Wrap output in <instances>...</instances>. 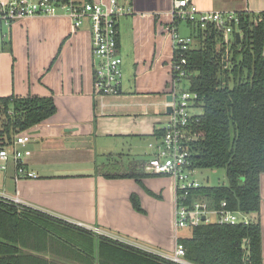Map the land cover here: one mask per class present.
Returning a JSON list of instances; mask_svg holds the SVG:
<instances>
[{
	"label": "crops",
	"instance_id": "0c3cea01",
	"mask_svg": "<svg viewBox=\"0 0 264 264\" xmlns=\"http://www.w3.org/2000/svg\"><path fill=\"white\" fill-rule=\"evenodd\" d=\"M193 1L203 11L264 13V0ZM130 5L132 14L119 20L124 75L119 96L95 97L89 24L76 29L67 16H38L6 30L7 38L0 39V98H52L57 112L32 129L20 162L38 178L17 180L11 163L0 171V192L56 218L171 253L177 243L174 181L110 177L148 175L145 166L154 153L149 143L159 141L156 133L169 119L174 51L167 27L173 0H130ZM133 195L144 212L134 208ZM261 197L260 213L249 218L261 224L264 264V174ZM85 250L86 244L76 243L68 253L61 249L39 256L44 264H87L92 253Z\"/></svg>",
	"mask_w": 264,
	"mask_h": 264
},
{
	"label": "trees",
	"instance_id": "16d2710c",
	"mask_svg": "<svg viewBox=\"0 0 264 264\" xmlns=\"http://www.w3.org/2000/svg\"><path fill=\"white\" fill-rule=\"evenodd\" d=\"M240 16L228 43L212 28L203 31L179 22L194 39L184 54L188 76L181 87L188 86L198 95V122L193 130L199 137L191 144L193 168L225 170L228 182L203 186L191 201H206L213 208L226 201L230 210L250 215L260 213L262 204L264 19L260 22L258 15L245 12ZM56 112L52 98H0V146L9 145L15 135L32 131ZM163 134V129L158 130L157 140ZM146 176L125 173L110 177L140 181ZM132 204L144 212L137 195L132 196ZM186 230L190 235L179 233L178 241L193 264H263L259 221L237 226L214 222ZM76 243L86 244L85 251L92 253L87 264H173L110 238L94 236L46 213L0 200V264H44L39 253L61 249L68 253L66 250ZM45 264L50 263L46 260Z\"/></svg>",
	"mask_w": 264,
	"mask_h": 264
},
{
	"label": "built area",
	"instance_id": "2783aa9c",
	"mask_svg": "<svg viewBox=\"0 0 264 264\" xmlns=\"http://www.w3.org/2000/svg\"><path fill=\"white\" fill-rule=\"evenodd\" d=\"M132 14L130 0H109L107 3L93 0H0V39L7 38L14 22L38 16H67L76 29L89 24L92 35V53L94 58V93L96 98L119 96L123 84V59L119 54V20ZM263 14L259 21H263ZM172 20L167 27L173 42L174 59L172 63L171 93L173 100L169 103L173 111L163 128V137L158 142L149 143L154 152L146 163L145 171L151 176H167L174 181L175 188V230L176 247L171 254L151 250L136 243L114 236L100 227L82 222L64 220L78 228L84 229L97 237L110 238L113 241L134 247L173 264H193L186 259V249L178 241L180 230L202 224L218 223L220 225H249V215L228 208L223 201L219 208H213L208 202L192 200L193 194L203 185L192 180L197 169L193 168L191 144L199 135L193 130L198 99L197 93L181 87L186 79L187 59L184 56L194 42L191 34L181 32L182 23H190L201 30L210 28L224 35L226 43L240 24V13L233 11H203L193 0H173ZM32 139L31 131L15 135L13 141L0 146V171H7L12 163L16 168V179L28 177L37 179L38 175L21 165L24 149ZM0 200L16 207L37 210L20 197H13L0 192ZM48 214V213H46ZM216 220H212L213 218ZM205 218V220H204ZM61 219V218H59Z\"/></svg>",
	"mask_w": 264,
	"mask_h": 264
},
{
	"label": "rangeland",
	"instance_id": "374dc122",
	"mask_svg": "<svg viewBox=\"0 0 264 264\" xmlns=\"http://www.w3.org/2000/svg\"><path fill=\"white\" fill-rule=\"evenodd\" d=\"M186 89L188 88V86H185ZM170 103V102H169ZM201 111V110H199ZM4 172V171H2ZM6 172V171H5ZM192 180H197L198 182H200L203 186H219V185H226L227 182V178H226V171L225 170H209V169H204V170H197L195 171L194 175L191 178ZM212 220H216V218L214 217ZM101 230H103L102 228H100ZM112 232H110L111 234ZM179 233L185 236H189L190 235V231L183 229L181 231H179ZM113 235V234H112ZM116 235V234H115ZM153 249V248H151ZM154 250H156L154 248ZM46 252H44L45 254ZM167 253V252H165ZM172 253V252H171ZM171 253H167V254H171ZM48 254V253H46Z\"/></svg>",
	"mask_w": 264,
	"mask_h": 264
},
{
	"label": "water",
	"instance_id": "95a60500",
	"mask_svg": "<svg viewBox=\"0 0 264 264\" xmlns=\"http://www.w3.org/2000/svg\"><path fill=\"white\" fill-rule=\"evenodd\" d=\"M236 38H237L238 41H240L241 40V34L240 33H237L236 34ZM167 100L169 102H171L173 100V96L172 95H169L168 98H167ZM167 111H168V113H171L173 111L172 107H169ZM204 220H205V218H204Z\"/></svg>",
	"mask_w": 264,
	"mask_h": 264
}]
</instances>
